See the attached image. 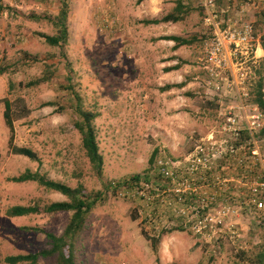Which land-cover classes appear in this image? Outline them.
<instances>
[{
    "label": "rangeland",
    "instance_id": "obj_1",
    "mask_svg": "<svg viewBox=\"0 0 264 264\" xmlns=\"http://www.w3.org/2000/svg\"><path fill=\"white\" fill-rule=\"evenodd\" d=\"M65 1L69 71L59 50L38 36H54L55 27L32 18L52 20L62 0H1L8 10L0 12V67L7 68L0 76V264H5L7 256L49 249L41 231L60 236L70 217L67 212H43L53 202L66 201L61 194L35 182L10 181L26 170L72 188L81 186L87 195L102 193L75 243V264H242L238 249L251 241L258 226H264V212L254 215L247 206L249 192L235 166L215 161L212 187L197 184V173L203 175L205 169L189 175L185 167L187 155L209 136L216 142L230 140L231 135L222 131L223 115L230 105H237L234 93L230 98H225L224 91L217 96L205 84L201 61L213 30L204 22L203 1L190 0L196 11L184 21L157 25L143 22L161 19L177 0H143L139 4L137 0ZM214 9L220 20L251 23L257 38L264 32V0H214ZM165 37L192 43L175 49L174 42ZM43 63L57 65L51 82L30 89L17 86L42 77ZM173 67L178 68L168 70ZM257 70L247 78L248 105L254 97ZM67 75L83 107L96 115L93 125L103 161L100 177L92 171L73 128L72 97L62 89ZM10 81L15 88L8 94ZM181 84L184 86L178 87ZM166 86L171 88L163 91ZM4 98L15 101V109L24 113L22 117L15 114L12 139L3 120ZM47 102L56 105L42 107ZM259 139L264 152V138ZM12 147L31 149L39 162L13 154ZM160 160L170 163L175 182L186 178L195 186L194 204L211 192L220 199L213 204L214 210L229 204L238 211L229 219L234 224L221 228L217 242H206L189 226H178L183 220L188 225V220L195 219L191 215L182 219L174 211L175 203L168 208L161 197L160 203L153 202L148 196L105 187L137 174H147L153 183L163 184L154 168ZM186 195L187 201L190 197ZM242 202L244 210L240 209ZM13 206L37 207L38 213L7 217L6 211ZM176 228L180 230L169 232ZM149 238L159 239L155 252ZM38 264H56V257L40 259Z\"/></svg>",
    "mask_w": 264,
    "mask_h": 264
},
{
    "label": "built area",
    "instance_id": "obj_2",
    "mask_svg": "<svg viewBox=\"0 0 264 264\" xmlns=\"http://www.w3.org/2000/svg\"><path fill=\"white\" fill-rule=\"evenodd\" d=\"M202 1L205 10L204 22L213 30V38L201 61L205 84L215 93L224 91L225 98H230L229 95L234 93L237 105H230L223 115L222 131L231 135V141L224 139L222 142H216L213 141V136H209L206 143L195 146L184 159L186 171L189 175H199L198 185L212 187L214 177L211 170L215 161L222 160L229 166H235L249 192L246 204L252 207L254 215L260 216V213L264 212V152L260 151L263 141L258 136L264 126L263 114L257 105L245 103L249 98L247 78L258 67L255 57L258 38L251 23L220 20L218 12L214 9V0ZM171 165L173 166V163ZM155 167L165 183L140 181L130 188L117 187V184L111 183L110 189L116 192H130L132 196L137 197L148 196V201L159 203L161 197V202L168 208L173 207L174 203L176 206L180 204L181 208L175 206V213L182 219L191 215L195 220H188V225L183 220L178 226L187 229L190 227L192 232L209 243L218 241L223 232L221 228L234 224L229 220L238 214L234 207L226 204L218 211L214 210L213 204L220 199L211 192L205 193V197L201 199L198 198L199 204H194L196 188L188 179L183 178L175 182L176 175L170 169L168 161L160 160ZM202 169H205L203 175L197 173ZM187 193L190 198L186 201L184 197ZM168 195H171L170 199H167ZM241 204L240 209L244 210V202Z\"/></svg>",
    "mask_w": 264,
    "mask_h": 264
},
{
    "label": "trees",
    "instance_id": "obj_3",
    "mask_svg": "<svg viewBox=\"0 0 264 264\" xmlns=\"http://www.w3.org/2000/svg\"><path fill=\"white\" fill-rule=\"evenodd\" d=\"M143 0H137L139 4ZM8 10L7 7H4L1 4L0 0V12ZM196 9L193 7V4L190 0L175 1V5L171 12L162 17L161 19H152L144 21L145 25H157L160 23H178L186 19V17ZM68 3L65 0H62L60 3L59 12L56 17L52 20L48 18L32 17L34 20H46L50 22L56 29V34L54 36H48L44 34H39L40 38L44 39V42L53 48L59 50V55L64 60V67L69 71V64L66 60L65 54V45L68 41ZM164 40L174 42V48L177 49L182 46L191 45L192 40L180 38V37H165ZM259 44L264 52V32L259 36ZM61 64V63H60ZM178 67H173L168 70H174ZM259 70L256 71L258 75V80L256 82V88L253 91L254 97L250 101L252 104H255L259 107L260 111L264 115V57L258 64ZM7 68L0 67V76L6 73ZM44 74L40 78L31 80L25 84L19 82L18 87L24 89L36 88L42 84L51 82L53 76L57 72V65L43 63ZM65 85H62V89L68 90L69 96L72 97L73 104L71 105L73 110V128L77 131L80 137L81 148L84 152L85 158L87 159L89 165L91 166L92 171L100 177L102 175L103 161L99 153L98 142L96 139V131L93 125V121L96 118V115L92 114L90 111L85 109L81 104L79 95L75 92L74 86L72 84V78L67 75L64 77ZM184 84L179 85L182 87ZM15 88V84L10 81L8 85V94H11ZM171 86H166L162 90H169ZM218 96V92L215 93ZM19 100V99H18ZM216 101V99H215ZM4 104L3 111V120L8 128L11 138L13 137L14 127L13 122L16 118L15 114L18 116H23L24 113L20 115L14 107V102H11L8 98L2 99ZM56 104L53 102H47L42 104V107H53ZM20 118V117H18ZM259 138H264V126L260 131ZM11 151L15 155L23 156L31 161L39 162V158L36 153L29 148L24 147H12ZM150 164L153 163V158L150 159ZM151 167V166H150ZM153 168V166H152ZM151 170V168H150ZM151 178L149 175L142 177L141 175H133L127 181L121 182L117 185L124 186L125 188H130L132 185L139 183L140 181H149ZM10 181L14 183H26V182H35L39 186L43 187L46 190L59 193L66 198V201L53 202L46 206L43 209V212L47 214L67 212L70 213L69 220L65 226L62 234L56 236L51 233L43 232L46 238L48 239L50 248L47 250H42L38 253L30 254H19L13 256H7L4 258L5 264H38L40 259H46L51 257H56V264H75V243L77 239L83 234L85 230V223L95 208L96 204L101 200L102 193H95L92 195H87L84 193L81 186L76 188L69 187L67 185L52 181L46 177L40 175L39 173L31 172L26 170L17 177H13ZM111 185V183H110ZM109 183L105 186L106 188H111ZM38 213L37 207H25V206H13L6 211L7 217L17 218L28 216L31 214ZM180 229H171L169 232H173ZM34 231L39 232V229H34ZM167 233V232H166ZM251 241H248L247 245L243 248L240 245L238 249L237 258L242 264H264V226L261 225L257 227L254 234H251ZM158 240V241H157ZM240 243L242 244L243 239ZM150 246L154 252L156 251V244L159 242L158 238H149Z\"/></svg>",
    "mask_w": 264,
    "mask_h": 264
},
{
    "label": "crops",
    "instance_id": "obj_4",
    "mask_svg": "<svg viewBox=\"0 0 264 264\" xmlns=\"http://www.w3.org/2000/svg\"><path fill=\"white\" fill-rule=\"evenodd\" d=\"M117 3H119L120 0H116ZM116 11H119V10H116ZM255 57L258 61V64L260 63V61L263 59L264 57V52L259 44V38H258V42H257V45H256V50H255ZM3 95V93H2ZM2 95H0V99L2 98Z\"/></svg>",
    "mask_w": 264,
    "mask_h": 264
}]
</instances>
